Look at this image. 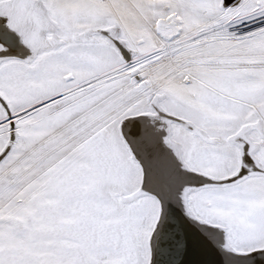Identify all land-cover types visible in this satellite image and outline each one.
Returning a JSON list of instances; mask_svg holds the SVG:
<instances>
[{"label":"snow or ice","instance_id":"1","mask_svg":"<svg viewBox=\"0 0 264 264\" xmlns=\"http://www.w3.org/2000/svg\"><path fill=\"white\" fill-rule=\"evenodd\" d=\"M0 264H264V0H0Z\"/></svg>","mask_w":264,"mask_h":264}]
</instances>
